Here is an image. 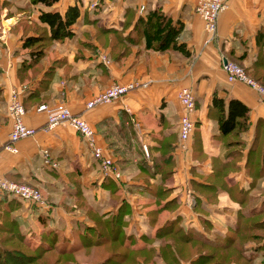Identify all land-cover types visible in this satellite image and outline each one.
Returning a JSON list of instances; mask_svg holds the SVG:
<instances>
[{
  "label": "crops",
  "instance_id": "crops-1",
  "mask_svg": "<svg viewBox=\"0 0 264 264\" xmlns=\"http://www.w3.org/2000/svg\"><path fill=\"white\" fill-rule=\"evenodd\" d=\"M226 2L211 40L198 0H0V177L33 186L43 198L29 204L0 193V264H13V252L21 251L35 256L24 264H103L111 247L127 256L113 264H193L201 256L191 254L196 249L219 252L200 264H264V102L248 86L230 83L222 68L234 62L264 85V0ZM71 7L80 11L73 35L50 40L40 14L65 16ZM164 17L174 36L160 47L162 40L148 33ZM30 37L40 41L25 48ZM130 83L136 88L117 101L87 109L110 86ZM184 87L196 102L186 149L179 135ZM12 90L25 125L36 130L15 144L16 154L3 150ZM233 100L249 112L240 128L223 135ZM62 103L94 129L121 180L102 175L72 128L44 131L46 114L37 107ZM114 217L126 224L121 242H92L96 225ZM168 222H178L195 243L158 237ZM250 222L262 225L246 231ZM110 233L98 230L99 238ZM64 245L73 253L46 258Z\"/></svg>",
  "mask_w": 264,
  "mask_h": 264
},
{
  "label": "built area",
  "instance_id": "built-area-1",
  "mask_svg": "<svg viewBox=\"0 0 264 264\" xmlns=\"http://www.w3.org/2000/svg\"><path fill=\"white\" fill-rule=\"evenodd\" d=\"M226 8V0H198L196 13L203 20L206 32L210 35L211 40L216 35L219 16ZM222 68L230 83H242L248 86L255 91L264 102V85L251 78L241 66L234 62H226L223 64ZM135 88L136 84L134 83L127 85L114 84L104 92L95 96L87 104V109H93L97 106L117 101ZM178 99L183 110L179 123V135L181 147L186 149L196 128L195 122L192 119V115L196 110V102L192 90L187 87L181 88L178 93ZM37 111L45 112L46 114L44 131H50L57 126H68L72 128L79 133L88 144L94 159L99 164L102 175L117 181L121 180L122 175L120 170L114 160L104 153L103 148L98 144L96 132L85 119L73 114L63 103L53 107L41 105L37 107ZM7 115L11 121V130L3 150L16 154L17 149L15 144L20 140L33 136L36 132L35 129L26 126L24 123L25 110L20 95L16 90H12L10 93L7 102ZM42 154L45 164H49V151L43 150ZM0 193L26 201L29 204L43 203L42 195L37 188L28 184L16 183L2 177H0Z\"/></svg>",
  "mask_w": 264,
  "mask_h": 264
},
{
  "label": "trees",
  "instance_id": "trees-1",
  "mask_svg": "<svg viewBox=\"0 0 264 264\" xmlns=\"http://www.w3.org/2000/svg\"><path fill=\"white\" fill-rule=\"evenodd\" d=\"M55 0H40V2H42L45 5H51ZM80 16V11L77 7H71L68 9V11L66 12L65 16H62L61 14L58 13H51V12H42L39 16L40 21L43 24H46L47 27L49 28V32H50V40H54V41H63L66 38H69L73 35V32L71 30L72 26L76 23L77 19ZM149 30H151V33H148L149 36H151L153 39H160L162 40L160 42V47L161 46H167L171 43L172 38L174 36V32L171 28V26L169 25V22L167 21V18H157V21H155L151 26H149ZM164 39V40H163ZM40 40L38 38H26L23 42V46L25 48L28 47H32L34 44H37ZM41 52L40 51H36L35 52V56L38 58ZM214 105H216L217 107H219V109L225 113V104L218 99L214 100ZM248 108H246L244 105H242L240 102L238 101H231L230 105L228 107V112H227V116L222 120V124H221V131L223 135H228L230 133H232L236 128H240L242 122L239 121L241 119L246 120L247 115H248ZM179 223L178 222H172V223H166L164 225L163 228H161V230L158 233V237H166L165 239L172 242V243H176L178 245L180 244H185V243H195L193 241V237L190 235H187L183 232V229L178 226ZM262 225V222H254V223H249V225H246V231L248 229H252V228H258L259 226ZM126 226L125 222H123V220L120 217H114L110 220L107 221H102L100 222V225H96V228H94L91 231L92 233H96L95 236L90 239L92 242H94V238L95 240L98 238V242H103L102 244H114L118 241L121 242V239L123 237L122 231L123 228ZM107 228L109 229V231H111V233L106 236V238H99L101 237L102 234H98V230H101L103 228ZM88 235H86V237H88ZM91 237V236H90ZM243 241L246 240L247 236L244 235L243 237ZM86 240V239H85ZM229 243V242H228ZM64 244H67L64 243ZM99 244V243H98ZM213 247V245H212ZM64 249L62 251H58V253H52L50 255L47 254L46 258H49L48 260H53L54 258H61L64 255H69L72 254L73 251L71 249H68L67 246L64 245L63 247ZM214 248L219 249L220 250V246L219 245H215ZM48 251H50L49 249H46L45 253H49ZM44 252V250H42L41 254ZM14 253V259L15 260H11V262L13 264H24L25 261L29 262L32 259L35 258V256H30L27 257L25 256L26 254L24 252H13ZM105 253H110L109 256L107 257V259L105 260V262H103V264H113L114 261L116 259H125L127 258L126 255H121L119 253V250H117V248H113L111 247V250L107 252L105 251ZM129 253V252H126ZM219 252H216L215 250L210 251V253H205V251L200 250V249H196L195 251H193L191 254H200L201 256H199L198 260H196L193 264H197V263H201L203 260H208V262L210 260H213L215 256H218ZM61 256V257H59ZM241 254V253H240ZM67 255V256H68ZM41 257V256H40ZM19 258V259H17ZM69 259H71L72 257H68ZM230 258V256L228 255V252H225L223 254V256L221 257L222 260H228ZM68 260V259H67ZM65 264H69V261H66Z\"/></svg>",
  "mask_w": 264,
  "mask_h": 264
},
{
  "label": "rangeland",
  "instance_id": "rangeland-1",
  "mask_svg": "<svg viewBox=\"0 0 264 264\" xmlns=\"http://www.w3.org/2000/svg\"><path fill=\"white\" fill-rule=\"evenodd\" d=\"M99 252H100V254H101V255H103V254H104V252H101V251H99Z\"/></svg>",
  "mask_w": 264,
  "mask_h": 264
},
{
  "label": "water",
  "instance_id": "water-1",
  "mask_svg": "<svg viewBox=\"0 0 264 264\" xmlns=\"http://www.w3.org/2000/svg\"><path fill=\"white\" fill-rule=\"evenodd\" d=\"M227 61H225V63H226Z\"/></svg>",
  "mask_w": 264,
  "mask_h": 264
}]
</instances>
